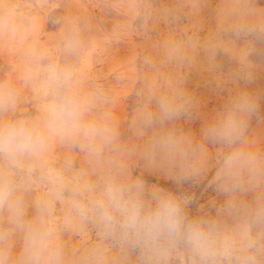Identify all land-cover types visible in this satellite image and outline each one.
I'll return each instance as SVG.
<instances>
[{
    "label": "clouds",
    "instance_id": "1",
    "mask_svg": "<svg viewBox=\"0 0 264 264\" xmlns=\"http://www.w3.org/2000/svg\"><path fill=\"white\" fill-rule=\"evenodd\" d=\"M148 7L130 5L144 27ZM3 9L0 34L23 43L14 7ZM234 31L256 34L245 24ZM194 46L189 37L159 47L180 68ZM81 47L73 27L57 52L25 48L24 79L42 91L34 113L20 107L19 89L0 82V264H264V150L249 138L259 98L238 91L197 136L180 123L193 118L197 102L177 75L163 90L140 93L125 138L112 97L90 87L75 62ZM241 78L250 81L251 71ZM210 165L211 183L225 198L217 219L190 216L191 197L143 178L159 173L179 186L198 181ZM70 232L95 240L69 250Z\"/></svg>",
    "mask_w": 264,
    "mask_h": 264
},
{
    "label": "rangeland",
    "instance_id": "2",
    "mask_svg": "<svg viewBox=\"0 0 264 264\" xmlns=\"http://www.w3.org/2000/svg\"><path fill=\"white\" fill-rule=\"evenodd\" d=\"M5 4L14 7L13 15L22 23L26 39L21 43L19 37L0 34V82H11L19 89L20 107L26 113L35 112L42 91L38 81L24 79L25 48L35 44L57 52L67 31L75 27L82 41L75 62L90 87H100L112 97L125 138L126 122L140 103V93L163 90L166 81L179 75L197 102L193 118L181 121L182 127L199 136L204 124L232 96L247 90L259 98L249 138L264 150V0H0V17ZM132 4L149 6L146 27L133 19ZM165 10L170 13L167 17L162 15ZM238 24L254 26L256 34L237 37ZM189 37L195 42L188 49L190 63L177 68L165 62L159 47L162 42ZM247 71L252 73L250 81L241 78ZM209 148L213 154L219 151L218 146ZM56 156L59 159L62 150ZM134 175H141V169H135ZM211 177V165L198 181L179 186L159 173H143L148 183L191 197L190 216L217 219L225 198L215 190ZM64 239L72 250L94 242L95 237L70 232ZM177 264H183V258H177Z\"/></svg>",
    "mask_w": 264,
    "mask_h": 264
}]
</instances>
